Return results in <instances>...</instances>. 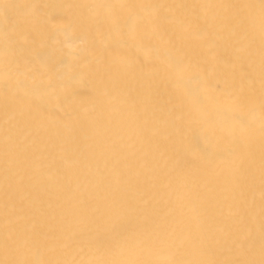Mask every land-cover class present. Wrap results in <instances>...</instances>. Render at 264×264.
I'll list each match as a JSON object with an SVG mask.
<instances>
[{
	"label": "bare ground",
	"instance_id": "bare-ground-1",
	"mask_svg": "<svg viewBox=\"0 0 264 264\" xmlns=\"http://www.w3.org/2000/svg\"><path fill=\"white\" fill-rule=\"evenodd\" d=\"M0 264H264V0H0Z\"/></svg>",
	"mask_w": 264,
	"mask_h": 264
}]
</instances>
